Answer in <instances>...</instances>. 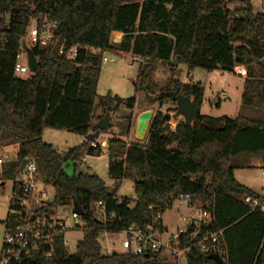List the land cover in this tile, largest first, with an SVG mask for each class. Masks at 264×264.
I'll use <instances>...</instances> for the list:
<instances>
[{
    "label": "trees",
    "instance_id": "obj_1",
    "mask_svg": "<svg viewBox=\"0 0 264 264\" xmlns=\"http://www.w3.org/2000/svg\"><path fill=\"white\" fill-rule=\"evenodd\" d=\"M0 16L8 20L0 43V148L5 143L18 146L16 160L0 167V188L17 177L24 160L33 161L37 181L54 192L52 206L77 203L84 224L75 253L66 252L61 235L24 264H178L163 253L107 256L102 241L133 225L144 232L162 231L158 217L186 195L191 210L212 215L196 239L195 226L181 235L182 245L190 248L187 264H216L209 259L216 253L226 264H264V212L245 203L251 197L264 204V196L234 176L250 160L264 158V14L253 12L251 0H0ZM40 17L57 24L56 38L46 47L30 46L38 68L20 78L15 74L17 56L32 20ZM113 33L123 35L120 43L111 42ZM74 47L76 58L67 59ZM106 53L143 60L135 89L152 103H176L170 92L179 89L199 106L192 125L181 120L172 130L168 116L157 112L143 142L109 140L112 188L96 174L77 173L86 157L102 154L104 141L97 140L96 147L85 141L65 153L43 141L46 129L83 137L95 133V121L111 115L112 100L134 110L135 97L98 96ZM158 62L179 75L180 66L232 74L243 68L241 113L236 118L201 115V85L176 79L160 88L152 80ZM97 109L102 116H96ZM244 110L255 115L247 117ZM71 164L73 175L67 172ZM124 180L134 182V201L118 196ZM100 202L107 216L114 215L106 222L97 218ZM3 224L14 228L18 222L9 214ZM207 233L221 234L203 251L197 241ZM51 250L52 257L46 258L44 252Z\"/></svg>",
    "mask_w": 264,
    "mask_h": 264
},
{
    "label": "rangeland",
    "instance_id": "obj_2",
    "mask_svg": "<svg viewBox=\"0 0 264 264\" xmlns=\"http://www.w3.org/2000/svg\"><path fill=\"white\" fill-rule=\"evenodd\" d=\"M145 1L147 0H136V2L140 4L144 3ZM251 3L253 6V12L255 14H264V0H251ZM7 21V19H4L0 16V43H2L5 38L4 30L8 25ZM33 22L34 19L30 25H32ZM118 40H120V37L112 34L111 42L113 44H118ZM117 41L118 43H115ZM104 58H106L109 62L102 64L101 75L97 89L99 98L109 95L112 98L118 97L120 99L127 100L135 97L136 104L134 110H131L124 105L117 107V104L114 100L110 102V108L112 110L110 122L113 125L108 131L102 132L99 139L100 142H105V146L102 149V154L100 156L86 157L85 162L78 166L77 173L87 172L90 174H96L107 184L109 188H112L113 181L108 175L107 168V143L109 140L116 138L128 143L138 141L135 137L138 118L146 111H153V116L157 112H161L162 114L168 116L170 119L168 124L172 130L175 129L177 122L184 119L182 117H175L177 104L171 99L165 100L163 103H152L147 95L136 92L135 82L137 81L139 75L140 65L143 63L142 59L133 57L131 54L114 55L111 53H106ZM22 62L25 63V60H22ZM238 68L239 67L235 69V75H237ZM177 72H180V75L178 73L172 74L168 68L164 67L161 62H158L154 66L152 80L160 88H166L170 81L176 79H178L181 83L200 84L204 89V100L200 108L201 115L214 118L222 116L236 118L241 113V96L243 89L242 78L235 76L232 73H223L220 71L210 72L203 69L189 70L186 66H180ZM17 76L20 78H27L30 76V74ZM242 113L247 117H252L255 115L253 110H244ZM96 116H102L101 109L96 110ZM98 122V120L95 121V124ZM43 141L45 143L51 144L59 153H65L72 148L82 145L85 142V137L70 133L68 131L46 129L43 133ZM17 154L18 146L16 145L5 143L4 146L0 148V157H2L7 162L16 160ZM257 159L264 163L263 157ZM67 172L69 175L74 174V168L72 164L69 166V168H67ZM234 176L235 180L239 184L249 189H254L261 193L260 196H264L263 169L250 167L236 169ZM12 187V182L8 181L3 188H0V257L2 252V238L5 233L3 223L6 221L9 215ZM49 192L51 195L54 194L52 189H49ZM118 196L134 201L136 199L134 182L130 180H124L121 188L118 191ZM65 211V207H59L60 213ZM186 215H188L186 204L177 200L174 203L173 208L168 210L163 215V221L164 224L169 225L170 232H175L178 228L180 217ZM83 236L84 234L81 231H73L68 233L66 236L70 245V252L72 254L76 252L77 244L83 239ZM123 239V233L107 235L102 241L103 251L110 248L120 251V243ZM165 256L168 257L169 255L165 254ZM178 264H187V262L183 258L178 261Z\"/></svg>",
    "mask_w": 264,
    "mask_h": 264
},
{
    "label": "built area",
    "instance_id": "obj_3",
    "mask_svg": "<svg viewBox=\"0 0 264 264\" xmlns=\"http://www.w3.org/2000/svg\"><path fill=\"white\" fill-rule=\"evenodd\" d=\"M57 24L47 17L34 19L30 25L27 35L23 42L30 46L46 47L51 44L55 38ZM119 43L121 40H118ZM115 42V43H118ZM77 47L71 48L66 54L67 59L74 60L77 56ZM65 53L64 46L60 50V54ZM25 60V63L22 62ZM106 58H103V63H108ZM244 75V72H238ZM16 75L32 74L27 63V54L23 47L17 56V64L15 67ZM226 97V96H225ZM96 147L95 143H91ZM102 149L105 142L101 144ZM8 163L0 157V167ZM13 184L11 203L9 214L11 218L18 222L14 228H8L4 225L5 233L2 238V252L0 264H24L30 260L35 254L42 251V245L50 246L52 241L58 236H64V247L67 253L70 252V245L67 241V235L73 231H83L84 224L81 220V215L75 212L74 206L66 208L63 213L59 212V207H54V194L51 195L48 187L43 186L37 181V166L35 162L30 161L24 170H21L17 177L11 181ZM0 184H3L0 181ZM189 196H181L178 200L189 204ZM252 209H257L264 212V204L259 200L251 197L245 198ZM189 208V206H188ZM97 218L100 221L106 222L107 218H113L111 213L109 216L105 213L102 202L96 205ZM194 215L181 216L178 223V228L175 232H170L163 225V230H153L144 232L137 226H130L122 233L124 239L120 243L121 250L117 251L114 248L104 250L103 253L107 256H112L114 253L143 255L152 253H163L173 256L177 262L185 257V254L190 250L181 243V235L188 230L190 226H195L197 229L192 234V239H196L200 234L201 227H208L212 222V215L208 210H194ZM162 219L159 216L157 222ZM221 234V233H219ZM219 234H205L197 241L198 246L203 250H207L209 241L216 242ZM53 251H45L44 256L51 258Z\"/></svg>",
    "mask_w": 264,
    "mask_h": 264
},
{
    "label": "water",
    "instance_id": "obj_4",
    "mask_svg": "<svg viewBox=\"0 0 264 264\" xmlns=\"http://www.w3.org/2000/svg\"><path fill=\"white\" fill-rule=\"evenodd\" d=\"M22 47L27 54V63L29 70L32 74H34L38 68V61L32 50L27 46L25 42H23ZM170 95L176 101L177 104L175 117H182L186 124L192 125L198 113L199 106L191 99L183 96L179 89L174 92H170ZM152 118L153 111H146L139 116L136 127V140H145ZM112 125L113 124L110 122V114L106 113L104 118L96 124L97 131L95 133L87 135L85 137V141L88 143H95L97 140L100 139L102 132L108 131L109 128L112 127ZM28 163L29 160H24L21 166V170H24ZM74 210L79 215L82 214L81 207L77 203H75L74 205ZM209 259L213 260L216 264H226L220 254L217 253L209 255Z\"/></svg>",
    "mask_w": 264,
    "mask_h": 264
},
{
    "label": "crops",
    "instance_id": "obj_5",
    "mask_svg": "<svg viewBox=\"0 0 264 264\" xmlns=\"http://www.w3.org/2000/svg\"><path fill=\"white\" fill-rule=\"evenodd\" d=\"M114 35H117V36H119L120 37V40L122 39V37H123V35L122 34H120V33H113ZM238 72H244L245 73V70L243 69V68H238V71H237V75H235L236 74V72L234 73V75L235 76H238V77H240V78H242V80H243V84H242V86L244 85V75H241V74H239ZM243 90V89H242ZM84 162H85V159H84ZM249 167L250 168H256V169H263L264 170V163L261 161V160H259V159H252L251 160V162H250V165H249ZM251 189V188H250ZM252 191H254V192H256L257 194H259V195H261V193H259V192H257L256 190H254V189H251ZM186 209L188 210V215H193L194 213H195V211H193V210H191L190 208H188L187 206H186ZM161 221H162V224L164 225V227L166 228V229H168V230H170V227H169V225L168 224H164V221H163V216H162V219H161Z\"/></svg>",
    "mask_w": 264,
    "mask_h": 264
}]
</instances>
